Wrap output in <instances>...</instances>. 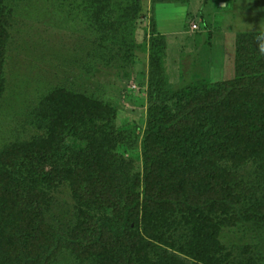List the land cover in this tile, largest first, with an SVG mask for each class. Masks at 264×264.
I'll return each instance as SVG.
<instances>
[{
	"label": "rangeland",
	"instance_id": "obj_1",
	"mask_svg": "<svg viewBox=\"0 0 264 264\" xmlns=\"http://www.w3.org/2000/svg\"><path fill=\"white\" fill-rule=\"evenodd\" d=\"M244 32H264V0H158L154 4L153 0H0L1 193L15 189L12 180L22 175L18 161L34 164L44 148L38 143L48 134L46 147L53 150L52 135L60 134L59 122L63 124L69 111L78 108L92 115L91 125L100 131L94 132V144L101 140L106 145L102 173L109 169L114 153L133 159L142 170L150 128L158 132L157 148L175 151L185 128L198 126L206 112L198 107L196 123L180 120L181 126L171 124L168 115L179 109L183 92L194 91L192 102L198 106L205 104L216 85L234 78L236 36ZM190 101L189 97L181 102V107ZM43 115H47L45 122L55 124L46 135H40L44 128L39 129L46 126ZM154 117L163 120L160 131ZM72 121L65 123V143L85 145L84 127L73 117ZM263 157L260 149L256 167L264 164ZM244 164L240 173L248 177L256 167L248 159ZM182 172L173 162L164 168L162 176H171L163 183L165 195L174 192L170 181ZM205 189L190 202L200 211L184 215L181 208H170L169 217L175 222L163 230L161 239L168 244L155 246L185 264H200L193 257L201 252L214 258L209 264H264V198L261 213L252 216L250 204L243 201L246 191L236 186L219 216L220 209L211 208V195ZM51 193L49 220L57 227H73L87 207L80 199L77 204L67 183ZM91 211L100 217L113 214L110 208ZM11 215L17 218V211L13 209ZM168 215L161 212L159 221ZM175 241L181 245H174ZM14 249L12 240L0 238V264H36L21 259ZM138 249L139 257L150 255L151 263L156 261L149 247L146 255ZM105 256L96 264H120L119 258L116 263L112 259L115 255ZM54 264L90 263L63 253Z\"/></svg>",
	"mask_w": 264,
	"mask_h": 264
},
{
	"label": "trees",
	"instance_id": "obj_2",
	"mask_svg": "<svg viewBox=\"0 0 264 264\" xmlns=\"http://www.w3.org/2000/svg\"><path fill=\"white\" fill-rule=\"evenodd\" d=\"M157 2L153 0V4ZM152 12L154 15V6ZM236 46L234 78L216 85L205 104L198 106L192 102L194 91L183 92L182 100L177 103L179 109L168 115L171 124L181 126L180 120L196 123L198 107H203L206 112L198 126L191 124L185 128L177 141L178 149L166 152L167 149L157 148L160 143L158 132L149 129L150 142L143 151L142 170L135 166L133 159L114 153L107 164L109 169L102 173L99 168L104 164L106 156L102 149L106 145L101 140L98 145L94 144L96 133L100 131L96 132L95 125H91L92 115L82 108L69 111L63 124H58L60 134L57 138L52 135L53 150L46 147L48 134L38 143L44 148L34 164L18 161L22 175L18 180H12L15 189H6L4 194L0 191V238L12 240L14 253L36 264L44 258L48 264H54L63 253L90 264L107 259L105 255L108 254L115 255L112 258L115 263V258H119L120 264H185L176 256L172 259L167 250L154 244H168L161 239L163 230L175 222L169 217L171 207L181 208L184 215L200 211L199 205H190V202L198 198L197 192L204 187L211 195V208L220 209L221 216L229 204L227 197L234 193V187L240 186L246 191L243 201L250 204L252 216L259 215L261 198H264V164L256 167L254 160H258V151L264 149V32L239 33ZM189 97L191 101L182 108L181 102ZM46 116H42L46 126L39 128H44L40 135H46L55 126L45 122ZM72 117L84 127L82 139L87 140L85 145L65 143V123H73ZM160 120H157L158 131L163 126L162 118ZM24 144L23 141L22 148ZM246 159L256 168L250 176L242 174V177L240 171ZM169 162L175 163L183 172L170 181L174 192L165 195L163 183L171 176H162V172ZM61 183L69 184L78 198L77 204L80 199L87 207L83 216H77L73 227H57L49 220L54 200L51 189ZM186 205L189 207L184 208ZM109 208L113 210L110 217L90 213V210ZM13 209L17 211V218L11 215ZM139 211L143 212L142 216ZM161 212L169 214L162 222L158 219ZM111 226L112 230H109ZM7 232H10L9 236ZM175 244L181 245L176 241ZM148 247L156 256L154 263H151L150 255L139 257L138 248L146 255ZM193 259L200 264H209L214 258L201 252Z\"/></svg>",
	"mask_w": 264,
	"mask_h": 264
},
{
	"label": "crops",
	"instance_id": "obj_3",
	"mask_svg": "<svg viewBox=\"0 0 264 264\" xmlns=\"http://www.w3.org/2000/svg\"><path fill=\"white\" fill-rule=\"evenodd\" d=\"M189 14H190V15H192V14L194 15V13H193V12H189Z\"/></svg>",
	"mask_w": 264,
	"mask_h": 264
},
{
	"label": "clouds",
	"instance_id": "obj_4",
	"mask_svg": "<svg viewBox=\"0 0 264 264\" xmlns=\"http://www.w3.org/2000/svg\"><path fill=\"white\" fill-rule=\"evenodd\" d=\"M262 50H264V49H262Z\"/></svg>",
	"mask_w": 264,
	"mask_h": 264
}]
</instances>
